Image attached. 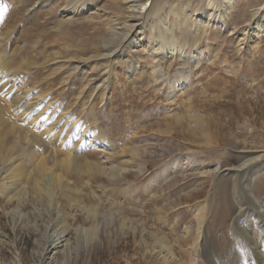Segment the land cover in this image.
<instances>
[{
    "label": "rangeland",
    "instance_id": "1",
    "mask_svg": "<svg viewBox=\"0 0 264 264\" xmlns=\"http://www.w3.org/2000/svg\"><path fill=\"white\" fill-rule=\"evenodd\" d=\"M37 1L0 0V65L17 76L7 90V80L0 82V158L6 145L19 149L23 192L30 198L34 184H45L50 174L67 183L70 198L59 190L56 200L72 233L70 264H154V235L166 240L180 263L202 264L197 244L204 239L231 263L232 233L241 238L231 230L239 222V200L231 192L234 178L224 170L238 171L245 217L255 218L250 227L261 225L246 202L249 192L264 204V164L250 162L264 147V34L255 32L262 33L264 14L252 15L264 0H238L232 10L227 0H157V16L169 14L165 22L176 34L183 26L179 18L197 25L200 39L186 49L195 67L148 56L156 12L147 19L145 11L152 0H139L144 13L129 22L142 46L129 45L122 59H113L117 49L96 61L107 54L114 20L126 25L117 0H86L81 7L90 14L72 21L60 16L72 0L30 12ZM214 9L225 15L227 29L212 26ZM183 82L185 94L176 88ZM19 103L26 107L20 115ZM67 156L79 172L56 168ZM216 168L223 172L215 175ZM7 199L0 197V264H38L48 217L36 220L31 205ZM95 206L104 208L105 223L91 222L86 210ZM198 227L208 229L199 241ZM80 229H94L96 239L77 241ZM251 235L264 254V237L255 230ZM236 250L248 264L246 251Z\"/></svg>",
    "mask_w": 264,
    "mask_h": 264
},
{
    "label": "bare ground",
    "instance_id": "2",
    "mask_svg": "<svg viewBox=\"0 0 264 264\" xmlns=\"http://www.w3.org/2000/svg\"><path fill=\"white\" fill-rule=\"evenodd\" d=\"M56 1H58V0H38L35 3V5L32 8H30L31 10H29V11L30 12H36V11H38V8L41 10L42 8H45V7L49 6L51 3L56 2ZM85 1L86 0H82V1L72 0V1H70V3H67L62 8V10L60 12L61 19L65 20V18H67V19H71V21H72L73 19H75L79 16H82V15H85L86 13L90 14V10H87L85 12V8H84L85 5H83V8L81 7L82 3ZM117 3L120 5V7H122L121 9L124 10V13H126V15H127L126 25L123 28L117 27L116 19L114 20L115 23L113 25H111V30L107 36V38L109 39L110 42L106 47H104V48H106V49H104V52H106L107 54H105V55L102 54L100 56H97L95 58V61L101 60L100 58H103V57H109L110 56V58H111V55L112 54L115 55L117 49L120 52L117 53L113 57V59L114 58H121L122 59L126 56L127 51L129 49V45H136L138 47L142 46L141 40H136L137 37L135 38V36H133V32H134V27L132 26L133 23H129V22L136 21L137 19H139L138 18L139 15L141 14V16H142V14L144 13V12L140 11L141 5L139 3V0H117ZM226 3H227V5L225 6L226 9L232 10L233 8L236 7L238 0H227ZM248 4L245 3V5H248ZM35 9H37V10H35ZM158 9H161V8L157 7V0H152L151 5L149 6V9H147L145 11V18H147V19L153 16L152 13L156 12V15H154L152 17L153 20L149 26L152 28V31H154V36L152 37L153 41L151 40L152 41L151 46H149L151 49L147 50L149 53L148 56H150V58H153V60L155 62L162 60V61H166L167 63L170 64V63H175L176 61L182 60V62L185 65H190L192 67H195L196 66V60H194L192 55L191 56L188 55V50H186V49L191 45L195 46L200 39L201 34L196 28L197 25L189 26L187 24V21L185 18H179L177 20V23L178 24L182 23L183 26L181 27V29L178 28L179 31H178V34H176L175 31L173 30V27L172 26H171L172 28L170 26L168 27V25L165 22V20L167 21V17L169 14H167L166 16L160 15L161 17L157 16L158 14H160V11H158ZM251 9H254V8H251ZM260 11L262 14H264V5H263V7L261 6L256 11H252L254 13L252 15L255 19H256V15L261 14ZM122 13L117 15V16H114V18H117V19L121 18V16L123 15ZM224 16L225 15L222 13L220 15L218 13H215V9H214L213 14L209 15V20L212 21V23H213L212 26H214L216 28H220V30H222L223 28L227 29L226 22H225L226 20H223ZM87 18H89V15L87 16ZM221 19H222V22H221ZM128 23L131 25H128ZM122 29L124 30L123 34L120 32V31H122ZM260 29H262V28H260ZM255 32H256V34L258 32L259 35L260 34L263 35L264 29H263L262 33H259V29H257ZM233 33H234V31L232 32V34ZM116 37H119V38H116ZM180 41L183 43V46H180L181 45ZM109 49H112V50L110 51ZM211 60H213V59H211ZM124 64H126L125 67L129 71L133 70V69H130L132 64L128 60L124 61ZM108 75L110 76L111 72ZM16 78H17L16 74L11 73L10 71L8 72V70H5L0 65V82L1 81L4 82V80H7V83H4L5 84L4 86L2 85L3 88H5L6 84H8L9 82L14 85L16 83ZM105 78H106L105 80L107 81V77H105ZM183 83H179L176 87L179 89L181 94L186 93V86H185V83L184 84ZM8 86L6 87V90H7ZM11 87H12V85H11ZM16 101H18V99H16ZM22 105H24V104L19 103L16 106L17 112L19 111V109H22V108L26 110V107L25 106L23 107ZM19 115H20V111H19ZM94 141H97L100 144L103 143L102 138H100V137H97V139ZM73 161H75V160L72 157L67 156L65 160H63L57 164L56 168L72 169L76 172H79L72 167ZM250 162H252V164L254 166H258L259 164H261V165L264 164V147H261L260 156H258V158L250 160ZM24 165L25 164H24L23 159H22V154L19 151V149L6 145L4 148V156L2 158H0V197H2V195H5V197L8 198L7 202H16L18 204V207L25 208L26 205H31L34 208L33 215H34V218L36 220H39V219L42 220L44 214L47 215L48 219L47 220L44 219L45 224L43 223L44 228H45L44 241H43L44 244L42 247V251L39 255V258H38V264H70L71 259H72V255H73V244L71 242V238H72L71 234L72 233H71V229H69V227H66L64 225V223L62 222V219H61L62 215H60V214L64 210H60L59 202L56 200V197H58V194L56 192H58L59 190H61L60 196H63L67 199L70 198L68 196V193H67L68 185H67V183L64 182L65 180L61 176H55V175L53 176L52 174H50L46 178L47 181L45 184H42V185L40 183H38L37 185L34 184V190H35L36 196H32L30 198L23 192L22 182L24 180V177L26 176L23 173L24 172ZM247 165L248 164L242 165V167H246ZM250 166H252V165H250ZM221 171L218 168H216V170L214 171V174L217 175ZM224 171L234 178V180L232 182L233 185L231 188V190H232L231 192H234L235 198L239 200L238 201V213H237V216L239 217V219H238L239 222L237 224V227H232L231 230L232 231L233 230L238 231V234H240L241 238H238V235H236L235 233H232L233 235L236 236L235 237L236 243L234 245L231 244L229 250L227 251V256L228 257L230 256L232 259V262L228 263L229 258L221 260L220 252L217 249H215V246H213L211 243L207 242L208 240L204 241L205 240L204 238H206V234H207L208 229H206L205 227H198L197 229H198L200 236H199V239L197 241L200 240V237H202V239H204V240H202V242L200 244H197V248L200 251V257L197 259L196 262L197 263L202 262V264H244L240 253L236 250V247L238 246L239 248H241V250L244 249L246 251L245 252L246 255H244V258H245V260L247 259L248 264H264V254L259 249V243L257 242V239H255L254 236L251 235L252 231L255 230L257 232L258 237L259 236L264 237V215L261 216L264 213V204L261 201H259V199L256 197V195H254L253 191L249 192L250 197H248V200H250V201H246V200L245 201L250 203L253 206L252 208H254L256 211H258L257 212V214H258L257 220L258 221H256V222H257V224L261 225L259 227H255L256 229L253 227H250L248 225V223L252 222V225H254V223H255L254 219L255 218L252 217V214L246 215V217H248V218L245 217L244 211H245L246 206L242 202L243 197H241L237 193V191H238L237 183L238 182H237V180H235L238 177L237 176L238 171L232 170V169H226ZM93 172L94 173L99 172L100 174H103L99 170H94ZM240 172L241 171L239 170V173ZM252 177H253V175H252ZM252 177L249 178V176H248L249 179H252ZM245 199H247V198H245ZM250 211H252V210H250ZM18 212H19V214H21L20 209H18ZM86 213L89 215L92 223L98 222L99 220H101L103 223H105V221H106V218L104 217L105 212H104L103 207L101 208L100 206H98V207L95 206L92 208H88L86 210ZM8 214H9V212H8ZM53 215H57L58 218H55V216L53 217ZM21 216H22V214H21ZM18 219H20V218H18ZM120 219H122V218H120ZM15 222H18V221H15ZM244 222H247V223H244ZM19 224H21V223H19ZM26 225H29V224H26ZM34 226H35V224H34ZM36 226L40 227L37 224H36ZM93 230H91V231L90 230H84V229H80L79 231L76 230L77 231V233H76L77 237L79 238L77 241L82 242L86 237L88 238L90 236L95 238L94 235H96L97 232L94 231L95 232L94 233ZM95 230H96V228H95ZM149 237L154 242L155 249L159 250L158 261L155 262L154 264H183V263H180V261L177 260L175 256H173L170 247L167 245L166 240H164L162 237L159 238L155 235L149 236ZM89 239L91 240V238H89ZM236 244H238V245H236ZM77 245L79 246V244H77ZM82 245H83V243H82ZM152 251L153 250H151V252ZM201 253H203L202 254L203 256H201ZM61 257H62V259H64L63 262H61L62 261L60 259Z\"/></svg>",
    "mask_w": 264,
    "mask_h": 264
}]
</instances>
